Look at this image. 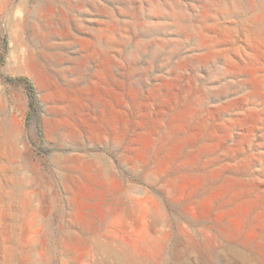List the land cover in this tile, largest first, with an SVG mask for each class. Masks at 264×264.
I'll use <instances>...</instances> for the list:
<instances>
[{"label":"rangeland","instance_id":"1","mask_svg":"<svg viewBox=\"0 0 264 264\" xmlns=\"http://www.w3.org/2000/svg\"><path fill=\"white\" fill-rule=\"evenodd\" d=\"M0 264H264V0H0Z\"/></svg>","mask_w":264,"mask_h":264},{"label":"trees","instance_id":"2","mask_svg":"<svg viewBox=\"0 0 264 264\" xmlns=\"http://www.w3.org/2000/svg\"><path fill=\"white\" fill-rule=\"evenodd\" d=\"M30 105H32V100H30Z\"/></svg>","mask_w":264,"mask_h":264}]
</instances>
